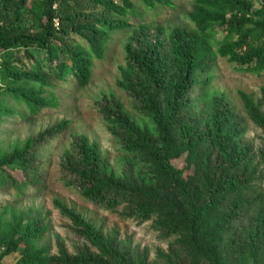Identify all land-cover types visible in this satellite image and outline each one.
<instances>
[{"label":"trees","instance_id":"obj_1","mask_svg":"<svg viewBox=\"0 0 264 264\" xmlns=\"http://www.w3.org/2000/svg\"><path fill=\"white\" fill-rule=\"evenodd\" d=\"M148 8L172 6L174 0H141ZM134 9L132 0H0V55L21 52L28 57L44 54V61L33 71L5 67L6 77L16 81H40L41 89L52 86L48 71L66 80L71 74L81 87L92 77L93 58H102L111 31L130 26L126 16ZM197 29L176 27L166 33L158 27L150 40L126 44L127 66L118 85L134 100L135 107L151 122L139 126L130 120L123 102L114 95L98 101L113 132L122 138L124 149L143 160L153 177L133 172L116 175L101 159L96 144L88 136H78L66 152L61 167L64 180L75 184L85 199L114 209L128 202L127 214L148 220L167 211L161 228L175 233L185 226L198 244L199 227L218 209L228 207L230 217L239 216L252 202L257 183L252 176L235 170L243 159L233 157L218 134L224 119L212 122L203 132L193 120L196 104L208 95L217 53L250 72H264V13H254L251 0H195ZM31 18V20H30ZM34 21V29L29 25ZM222 34V39L218 35ZM217 45V53L213 50ZM5 60L3 65L10 64ZM27 104L49 106L51 99L36 97L32 89L8 87ZM18 91L21 93L18 94ZM262 98L240 90L250 119L264 129V86ZM224 97V96H223ZM40 99V100H39ZM42 99V100H41ZM40 103H32L39 102ZM230 106L229 101L225 103ZM1 110V107H0ZM70 121L53 124L23 146L0 152V180L11 179L20 190L30 181H40L36 161L38 149L63 132ZM213 139L207 142L208 135ZM228 154V161L221 159ZM188 166L185 173L182 162ZM234 170V174L230 175ZM205 190L196 191L200 181ZM155 181L165 188L177 187L174 198L155 203ZM68 183V184H69ZM19 190V191H20ZM258 192V191H257ZM260 193L256 195L258 197ZM74 223L77 232L104 255L50 254L38 241L45 230L37 225L9 223L0 218V264L6 256L20 252L15 264H136L127 253L114 246L106 248L104 236L94 224L72 209L59 205ZM201 254L212 257L199 248Z\"/></svg>","mask_w":264,"mask_h":264},{"label":"rangeland","instance_id":"obj_2","mask_svg":"<svg viewBox=\"0 0 264 264\" xmlns=\"http://www.w3.org/2000/svg\"><path fill=\"white\" fill-rule=\"evenodd\" d=\"M132 1L134 9L126 16L130 26L111 31L103 57L93 58L92 77L84 87L71 74L66 80H60L50 74L51 70L47 75L52 86L42 89L40 81L8 78L6 66L33 71L44 61V54L36 53L31 58L21 50L0 55V152L23 146L29 138L53 124L70 121L63 132L39 147L36 164L39 166L40 181H29L20 190L11 179L6 184L0 180L1 220L9 223L19 221L23 225L33 224L44 229L45 233L38 243L46 246L53 255H104L102 248L77 232L73 221L59 208L63 205L92 222L104 236L106 248L114 246L120 249L136 264H264V129L250 119L239 95L242 90L251 94L255 101H260L264 72L258 74L237 68L217 53L216 44L213 50L217 55L211 72L213 79L206 98L195 105L193 120L207 134L215 119H224V127L218 134L225 138L223 146L233 157L243 159L235 170L252 176L257 183L258 192L255 191L252 202L238 217H230L227 201L199 227L200 236L196 245L186 226L175 233L161 228L160 224L168 219L167 211L156 213L148 220H140L127 214L128 202L124 201L114 209L103 207L85 199L77 186L68 182L72 177L63 179V158L80 135L88 136L90 143L98 146L102 161L116 175L133 172L153 177L151 169L144 165L142 159L124 149L122 138L105 120L98 101L105 94L114 95L123 102L132 122L151 127L150 120L135 107L128 92L118 85L127 66L126 44L146 43L159 26L166 33L176 27L197 29V11L195 0H174L172 6L151 9L141 0ZM251 3L255 14L264 13V0H251ZM29 25L35 28L34 21H30ZM222 34L218 35L219 40ZM5 60L11 63L3 65ZM10 86L32 89L29 94L51 99L52 103L36 111L39 108L37 104L28 106V100H22L8 90ZM226 101L230 106L225 104ZM212 139L209 134L207 142L210 144ZM228 157V154H221L225 162ZM185 164L183 161L180 165L188 173ZM233 174L234 170L230 175ZM154 185L155 203L164 204L165 199L174 198L178 193L177 187L165 188L157 181ZM196 187L201 195L206 186L201 180ZM199 248L212 257L201 254ZM19 257L20 252L17 251L6 256L3 262L15 264Z\"/></svg>","mask_w":264,"mask_h":264}]
</instances>
